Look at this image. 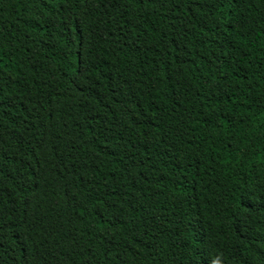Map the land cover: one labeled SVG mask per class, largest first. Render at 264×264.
<instances>
[{"label":"trees","instance_id":"trees-1","mask_svg":"<svg viewBox=\"0 0 264 264\" xmlns=\"http://www.w3.org/2000/svg\"><path fill=\"white\" fill-rule=\"evenodd\" d=\"M264 264V0H0V264Z\"/></svg>","mask_w":264,"mask_h":264},{"label":"clouds","instance_id":"clouds-1","mask_svg":"<svg viewBox=\"0 0 264 264\" xmlns=\"http://www.w3.org/2000/svg\"><path fill=\"white\" fill-rule=\"evenodd\" d=\"M213 264H221V261L220 260H216L213 262Z\"/></svg>","mask_w":264,"mask_h":264}]
</instances>
